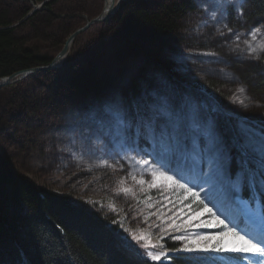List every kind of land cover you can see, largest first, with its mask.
Masks as SVG:
<instances>
[{"label":"rangeland","instance_id":"obj_1","mask_svg":"<svg viewBox=\"0 0 264 264\" xmlns=\"http://www.w3.org/2000/svg\"><path fill=\"white\" fill-rule=\"evenodd\" d=\"M127 1L131 6L142 2L124 0L122 7ZM172 1L148 0L146 8L159 11ZM191 1V9L178 19V36H164L175 39L173 44L151 42L141 45L147 50L130 51L122 40H109L102 23L95 24L75 40L61 68L0 89V151L14 168L39 188L69 195L105 217L121 229L119 237L135 238L141 251L166 253L161 257L165 262L184 248L185 241L176 237L221 230L186 223V206L197 210L201 205L165 175L200 192L213 212L242 235L254 234L252 214L261 210L259 199L264 198V178L259 177L264 93L253 88L258 77L264 78V16H252L250 0ZM42 3L20 18V7L31 2L0 0V13L7 11L18 19L15 25H22L36 6L45 7ZM104 6L105 0H65L57 10L73 17L70 35ZM127 25L120 27L123 33H138ZM40 27L44 38L48 28ZM255 29L260 31L254 34ZM44 43L54 51L50 42ZM111 49L123 56L114 61L116 80L102 78L96 67L95 59ZM213 79L218 87L210 85ZM117 80L118 86L111 85ZM150 116L156 117L157 128L168 126V139L153 134ZM227 116L234 138L228 136ZM242 126L250 132L255 152L249 150V168L257 176L243 183L238 180L242 157L236 146ZM217 157L228 168L227 182L213 176L210 161ZM201 166L208 175L201 174ZM200 253L210 254L218 264H247L238 253Z\"/></svg>","mask_w":264,"mask_h":264},{"label":"trees","instance_id":"obj_2","mask_svg":"<svg viewBox=\"0 0 264 264\" xmlns=\"http://www.w3.org/2000/svg\"><path fill=\"white\" fill-rule=\"evenodd\" d=\"M25 1L32 5L20 7V18L30 12L33 4L44 0ZM63 1H48L43 9L36 11L22 25H15L18 19H12L7 11L0 13V78L18 70L49 64L53 60L75 25L71 20L73 17L57 10ZM141 1L134 6L129 1L125 2L115 18L100 24L106 29L103 31L112 36L109 40H122L130 51L147 50L141 45L151 42L173 44L175 39L171 41L164 36L171 33L177 35L180 28L178 19L188 13L192 1L173 0L159 11H149L146 8L149 7L148 0ZM250 4L252 16H264V0H250ZM119 20L121 26L117 24L121 23ZM40 25H44L46 30L48 28L43 33L44 38L41 37ZM126 25L138 33H123L120 27L125 28ZM26 26H30L28 32ZM40 41L50 42L54 51L47 50L48 46ZM149 53L157 57L156 52ZM119 55L117 49H111L103 57H95L102 78L117 79L113 70L116 66L114 61L123 57ZM218 84L213 79L210 85L215 88ZM111 85L118 86V80ZM253 88L256 93H264V78L258 77ZM213 100L226 111L218 97L214 96ZM227 118L228 136L234 138V128L229 116ZM118 232L121 229L117 225L76 203L69 195L39 188L18 172L11 160L0 151V264H141L139 257L123 242ZM171 246L178 249L175 244ZM148 264L218 263L207 253L177 250L170 255L168 262L149 259Z\"/></svg>","mask_w":264,"mask_h":264},{"label":"snow or ice","instance_id":"obj_3","mask_svg":"<svg viewBox=\"0 0 264 264\" xmlns=\"http://www.w3.org/2000/svg\"><path fill=\"white\" fill-rule=\"evenodd\" d=\"M260 29H255V32H259ZM161 113H166V109L160 108L157 109ZM148 119V126L151 128L154 135H158L161 139H168L171 135L167 125H161L157 128L155 124L156 117L150 116ZM260 149V172L259 177L264 178V140L261 141ZM236 146L241 153V171L238 177V180L243 183L245 179L249 181L257 178L256 173L249 168V159L250 149L252 152H255L254 147L251 144L250 132L245 127H240L237 132L236 137ZM179 148V145L177 144ZM211 151V149H210ZM145 163H148L145 161ZM210 164L215 165V170L213 176L218 182H227L230 180V173L228 168L225 167L219 157L215 161H210ZM171 170V169H169ZM200 172L203 175H208L204 172L203 167L201 166ZM164 179L169 183H175L180 188L184 189L188 196H191L193 201H199L201 205L197 210L192 209V205L188 204L186 207L188 209V219L186 223L194 225L195 227H206V228H217L220 227L221 230L215 233L207 234H196L192 237L189 236H179L176 239L185 241L184 248L181 251L185 252H222V253H238L239 258L247 261V264H264V235L259 237L250 236L249 234H241L236 230L235 227H229L223 219L213 212V209L208 206V203H205L201 199L200 192L194 191L193 188L188 187L187 184H180L174 176L165 175ZM207 183V181H205ZM264 182V180H262ZM154 186V185H153ZM205 199H208L206 196ZM209 203L211 200L209 199ZM205 214H210L213 218L211 220H203L202 217ZM198 222V223H197ZM124 240L136 253V256L139 257L141 264H148V260L159 261L162 256H166V253L153 254L151 252L145 253L141 251L139 243H134L135 238H129L121 235L120 237Z\"/></svg>","mask_w":264,"mask_h":264},{"label":"water","instance_id":"obj_4","mask_svg":"<svg viewBox=\"0 0 264 264\" xmlns=\"http://www.w3.org/2000/svg\"><path fill=\"white\" fill-rule=\"evenodd\" d=\"M124 0H105V6L103 11L97 15L96 17L89 19L87 23L76 30H74L67 38L63 48L60 52L53 58V60L49 64L33 66L30 68H25L22 70H18L13 72L10 75L4 76L0 78V89L6 86L14 85L21 80H24L32 75H35L39 72H45L50 70L59 69L63 66L65 61L67 60L69 53L71 51L72 45L75 40L87 30H89L92 26L99 23H105L111 20L115 15L120 11ZM46 1H43V5ZM37 7V8H36ZM32 13L28 15L31 16L34 12H36L39 6H36Z\"/></svg>","mask_w":264,"mask_h":264},{"label":"bare ground","instance_id":"obj_5","mask_svg":"<svg viewBox=\"0 0 264 264\" xmlns=\"http://www.w3.org/2000/svg\"><path fill=\"white\" fill-rule=\"evenodd\" d=\"M252 216H253L251 218L252 219V222L256 225V227H258L261 230H264V220L262 218V212H261V210L259 209V211L257 213H255L254 215L252 214ZM262 234H263V232L261 231V232L258 233V235H250V236H257V237H259Z\"/></svg>","mask_w":264,"mask_h":264}]
</instances>
